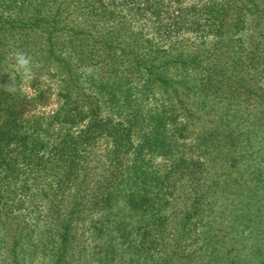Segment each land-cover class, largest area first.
<instances>
[{
	"label": "trees",
	"instance_id": "1",
	"mask_svg": "<svg viewBox=\"0 0 264 264\" xmlns=\"http://www.w3.org/2000/svg\"><path fill=\"white\" fill-rule=\"evenodd\" d=\"M11 77L0 264H264V0H0Z\"/></svg>",
	"mask_w": 264,
	"mask_h": 264
},
{
	"label": "clouds",
	"instance_id": "2",
	"mask_svg": "<svg viewBox=\"0 0 264 264\" xmlns=\"http://www.w3.org/2000/svg\"><path fill=\"white\" fill-rule=\"evenodd\" d=\"M14 63L12 64V68L15 72L19 73L23 78L29 79L33 75V62L32 58L28 56L24 52H16L13 56ZM11 84L8 86L0 85V88H3L4 91L9 94H14L15 92V84L11 77Z\"/></svg>",
	"mask_w": 264,
	"mask_h": 264
},
{
	"label": "rangeland",
	"instance_id": "3",
	"mask_svg": "<svg viewBox=\"0 0 264 264\" xmlns=\"http://www.w3.org/2000/svg\"><path fill=\"white\" fill-rule=\"evenodd\" d=\"M248 175V176H250L251 177V172H246V173H244V175ZM243 175V174H242ZM251 199L253 200V202H254V205L253 206H250V212H253V211H255L257 208H261L262 210H264V198L262 197V195L261 194H259L258 193V191H251ZM255 214V213H254ZM250 215H251V217H254V215L253 214H251L250 213ZM240 216V215H239ZM240 219H241V216H240ZM251 223L253 224V225H258V227L259 228H257L254 232H253V234H255V236H256V234H257V238H258V235L259 234H262V232H263V236H264V221H263V224L261 223V222H256V221H251ZM260 223V224H259Z\"/></svg>",
	"mask_w": 264,
	"mask_h": 264
}]
</instances>
